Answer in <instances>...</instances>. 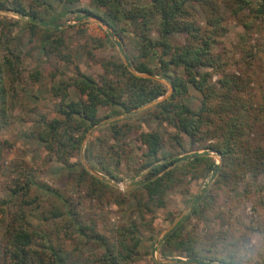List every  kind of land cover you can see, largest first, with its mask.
<instances>
[{
	"label": "trees",
	"instance_id": "16d2710c",
	"mask_svg": "<svg viewBox=\"0 0 264 264\" xmlns=\"http://www.w3.org/2000/svg\"><path fill=\"white\" fill-rule=\"evenodd\" d=\"M46 1L53 0L33 2L35 6H40ZM59 1L74 4L81 0ZM88 1H91L92 9H81L80 18L93 17L99 20L121 46L126 36L133 34L139 43L138 56L129 65L103 61L104 73L98 80L76 70L75 77L52 89L53 97L59 100L56 109L58 116L51 120L40 116V142L58 161L66 156L73 158L80 150L85 135L101 123V109L110 111V115L104 117L106 119L129 114L163 97L166 94L164 85L154 80L153 72L139 62V59L153 57L158 63L159 72L166 76L172 90L168 98L155 105V118L168 123L177 134L185 135L191 144H206L203 150L216 152L221 160L220 165L211 160L206 163V174H215L213 190L202 195L198 203L191 207L189 214L164 237L162 251L165 254L178 253L188 260V264H212L214 261L218 264L251 263L245 259V255L235 251L241 248L243 241L251 245L250 239L253 237L264 243V194L257 201L258 205L253 207L257 218L251 224L241 225V231H220L219 235L211 237L203 250L196 247V237L184 233L183 224L190 218L205 221L207 226H211L213 219L224 221V217L217 215L208 219L207 214L215 206L218 193L235 189L234 182L240 175L249 174L256 192L264 191L257 183L258 178L264 175V142L254 147L247 143L256 127L264 128V89L259 87L260 99L256 104L249 98L245 99L251 96L248 92L250 74L244 79L226 70L221 64V57L212 52V45L227 33L226 19L220 9V4H223L243 30L239 35V44L235 45L236 50L239 54L261 60L264 38L252 44L251 36L252 33H262L264 0H150L143 6L133 5L127 0ZM14 2L9 7L6 1L0 0V11L27 18L31 36L54 31L49 32L48 29L54 23L43 21L37 12L29 11L31 8L26 10L19 1ZM97 9L103 10V13L97 14ZM152 31L157 33L156 40L149 36ZM46 36L42 35V41ZM63 44L62 37H56L49 52L60 60L68 61L69 57L63 55L61 50ZM7 54L2 55L3 58L0 55V126L14 120L13 113L17 108L14 85L19 78V55L13 52ZM205 69H211V72H202ZM177 70L182 71L181 75L171 74V71ZM135 73L148 77H139ZM213 76L218 79L213 81ZM190 87L201 97L200 106L196 110L181 102ZM68 90H76L78 99L68 101ZM18 121L23 122V118L19 117ZM123 126L111 125V140L119 142L122 137L132 134L130 127ZM137 141L146 148L141 165L136 170L137 175L144 174L142 181L137 183L135 190L129 192L127 197L138 199L133 214L137 212L139 217H143V214L152 216L155 209L165 207L167 192L179 182L174 169L180 159L167 162L158 157L164 141L157 132L140 133ZM203 156L195 153L193 164L203 162ZM98 169L109 178L118 180L119 176L103 165ZM182 173L185 175L189 172ZM31 180L29 175H25L23 180H17L15 187L10 189L8 199L0 203V212L5 222L0 264H131L135 261L141 242L138 225L135 223L128 222L114 230L106 226L103 231L97 230L94 223L87 225L72 212L69 201H62L66 211L55 209L47 215L44 213L41 218L45 222H55L67 216L71 226L57 225L53 232L33 227L26 214L28 207L38 200L37 197L30 198ZM75 182L79 188L88 182V188L101 185L102 189L110 190L109 186L90 175L83 167ZM44 187L56 201L61 198L56 191ZM66 239L74 240V252L66 251ZM86 247L93 249V253L83 256L81 253ZM259 261L264 264V254Z\"/></svg>",
	"mask_w": 264,
	"mask_h": 264
},
{
	"label": "rangeland",
	"instance_id": "374dc122",
	"mask_svg": "<svg viewBox=\"0 0 264 264\" xmlns=\"http://www.w3.org/2000/svg\"><path fill=\"white\" fill-rule=\"evenodd\" d=\"M3 1H6L9 7H12L11 3H15V0ZM16 1H19L26 10L31 8L32 10L29 11L37 12L43 21L54 23L48 28L49 32L54 31L48 34L41 33L48 35L42 41L40 33L31 36L27 18L19 17L12 12L0 11L1 58H3L2 55L7 56V53L13 52L19 55L20 62L19 78L14 85L17 93V108L13 113L15 117L9 124L0 126V203L8 199L10 189L15 187L17 180H23L25 175H29L32 177L30 198L37 197L38 200L37 203L28 207L26 214L30 224L40 231L53 232L55 227L61 224L71 226L67 216L55 222L52 220L45 222L41 218L44 213L47 215L55 209L66 211L62 207L64 205L62 201H69L73 208L72 212L87 225L94 223L97 230L103 231L105 226L114 230L128 222L138 225V237L141 242L137 249L138 256L131 264H188V260L178 253H163L162 241L170 230L189 214L191 207L198 203L200 197L213 190L215 174H206V163L211 160L216 165H220L219 155L216 152L204 151L206 144H191L185 135L177 134L168 123L155 118L157 115L155 105L168 98L172 90L166 76L159 72L156 59L150 57L139 59V62L153 72L154 80L164 85L166 94L129 114L105 119L106 115H110V111L101 109L99 111L101 123L85 135L78 153L73 158L66 156L58 161L45 150L44 144L38 138L42 130L40 116H45L46 120L58 116L56 109L59 100L53 97L52 89L58 88L60 83L75 77L76 70L98 80L104 73L101 64L103 61L111 60L117 64L129 65L138 56L139 43L133 34H128L121 46L108 34L107 26L99 20L93 17L81 19L80 10L92 9L91 1L89 3L88 0H81L78 3L65 4L59 0H53L46 1L40 6H35L34 0ZM127 1L137 6L150 2V0ZM220 5L223 17L226 19L227 33L212 45V52L221 57V64L226 70L244 79H247L248 73L250 74L248 92L251 96L245 99L249 98L253 104H256L260 99L259 87L264 89V49L261 60H254L250 55L239 54L235 45L239 44V35L243 33V30L229 10L223 7V4ZM124 9L127 10L128 7ZM95 12L101 14L103 10L97 9ZM259 34L252 33V44L255 40L261 41L264 38V25L260 34L262 36ZM149 36L154 40L158 37L155 31H152ZM56 37H62L64 40L61 50L63 55L69 57L68 61L60 60L49 52ZM133 70L131 67V71ZM181 72V70L171 71V74L181 75ZM202 72H211V69H205ZM135 74L143 78L148 77L144 74ZM217 79V76H213V81ZM68 91V101L78 99L76 90ZM200 100L199 93L190 87L187 96L182 98L181 102L192 110H196L200 106ZM19 117L23 118V122L18 121ZM112 124L130 127L132 134L122 137L119 142L113 141L111 140ZM256 128L255 133L247 141L252 147L264 142V128ZM149 132H157L163 137V148L158 155L160 159L167 162L180 159L174 169L179 182L167 192L164 208L155 209L152 216L143 214V217H139L137 212L133 214L135 207L138 206V199H132L127 195L135 190L144 174L137 175L136 171L141 165L143 153L146 152V148L137 141V136L140 133ZM195 153L204 155V161L200 164H193L192 157ZM101 165L116 173L119 176L118 180L109 178L99 170L98 167ZM193 165L194 170L191 168ZM81 167L109 186L110 190L102 189L101 185L88 188V182L82 184L80 186L82 188L76 187L75 180ZM185 171L189 173L183 175L182 172ZM239 177L237 182H234V190L218 193L215 206L207 214L208 219L217 215L216 217H224V221L213 219L211 226L195 218L184 222V233L196 237L198 250L205 249L211 237L219 235L220 231L233 229L241 231V225H249L257 218L253 207L258 205L257 201L263 197L264 191L256 192L249 174ZM257 183L259 187L264 188V175L258 178ZM44 185L56 191L61 198L56 201ZM216 194L217 192L214 195ZM4 224L3 215L0 212V245L3 243ZM64 241L67 245L66 251L74 252L73 247H76L74 240ZM250 242L251 245L243 241L240 244L241 248L235 252L245 255V259L251 262L248 264H262L259 260L264 254L263 241L253 237ZM76 243L81 249L79 242L76 241ZM88 253H93V249L86 247L81 255L85 256ZM212 264H218V262L214 261Z\"/></svg>",
	"mask_w": 264,
	"mask_h": 264
}]
</instances>
